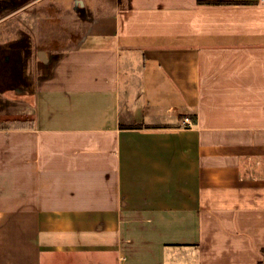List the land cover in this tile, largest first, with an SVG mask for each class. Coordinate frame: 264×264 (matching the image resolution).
I'll return each instance as SVG.
<instances>
[{
    "label": "crops",
    "instance_id": "crops-1",
    "mask_svg": "<svg viewBox=\"0 0 264 264\" xmlns=\"http://www.w3.org/2000/svg\"><path fill=\"white\" fill-rule=\"evenodd\" d=\"M119 1L7 91L0 264H264V0Z\"/></svg>",
    "mask_w": 264,
    "mask_h": 264
},
{
    "label": "rangeland",
    "instance_id": "rangeland-1",
    "mask_svg": "<svg viewBox=\"0 0 264 264\" xmlns=\"http://www.w3.org/2000/svg\"><path fill=\"white\" fill-rule=\"evenodd\" d=\"M116 5L117 0H0V108L23 103L7 91L36 87L92 19ZM7 117L15 116L0 111V127L23 125Z\"/></svg>",
    "mask_w": 264,
    "mask_h": 264
},
{
    "label": "trees",
    "instance_id": "trees-1",
    "mask_svg": "<svg viewBox=\"0 0 264 264\" xmlns=\"http://www.w3.org/2000/svg\"><path fill=\"white\" fill-rule=\"evenodd\" d=\"M54 65H53V67H54ZM53 67H52V69H53ZM6 119L7 120H5V121H9V122H19V123H27L28 121H30V118H27V117H7ZM21 127H25V126H18V128H21ZM121 127L122 128H125V126H123V125ZM127 128H136V129H139V128H143V126L142 125L128 126Z\"/></svg>",
    "mask_w": 264,
    "mask_h": 264
},
{
    "label": "built area",
    "instance_id": "built-area-1",
    "mask_svg": "<svg viewBox=\"0 0 264 264\" xmlns=\"http://www.w3.org/2000/svg\"><path fill=\"white\" fill-rule=\"evenodd\" d=\"M186 122L191 123V121L188 118L186 119Z\"/></svg>",
    "mask_w": 264,
    "mask_h": 264
},
{
    "label": "flooded vegetation",
    "instance_id": "flooded-vegetation-1",
    "mask_svg": "<svg viewBox=\"0 0 264 264\" xmlns=\"http://www.w3.org/2000/svg\"><path fill=\"white\" fill-rule=\"evenodd\" d=\"M1 5H4V6H6V5H7V3H5V4L1 3Z\"/></svg>",
    "mask_w": 264,
    "mask_h": 264
}]
</instances>
